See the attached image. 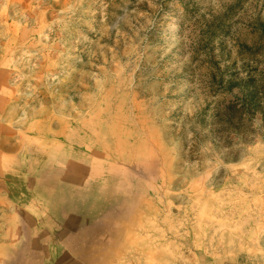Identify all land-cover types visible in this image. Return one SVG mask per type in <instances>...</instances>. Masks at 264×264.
Listing matches in <instances>:
<instances>
[{"label": "rangeland", "instance_id": "obj_1", "mask_svg": "<svg viewBox=\"0 0 264 264\" xmlns=\"http://www.w3.org/2000/svg\"><path fill=\"white\" fill-rule=\"evenodd\" d=\"M0 264H264V0H0Z\"/></svg>", "mask_w": 264, "mask_h": 264}]
</instances>
